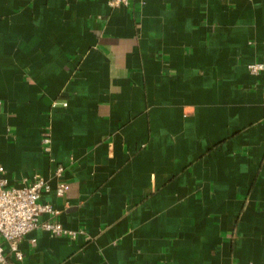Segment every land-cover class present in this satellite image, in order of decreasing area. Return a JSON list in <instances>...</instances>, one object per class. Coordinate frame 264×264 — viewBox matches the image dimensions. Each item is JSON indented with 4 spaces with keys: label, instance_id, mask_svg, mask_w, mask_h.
Returning a JSON list of instances; mask_svg holds the SVG:
<instances>
[{
    "label": "crops",
    "instance_id": "0c3cea01",
    "mask_svg": "<svg viewBox=\"0 0 264 264\" xmlns=\"http://www.w3.org/2000/svg\"><path fill=\"white\" fill-rule=\"evenodd\" d=\"M255 62L264 0H0L4 175L44 177L39 221L79 231L7 264H264Z\"/></svg>",
    "mask_w": 264,
    "mask_h": 264
},
{
    "label": "built area",
    "instance_id": "2783aa9c",
    "mask_svg": "<svg viewBox=\"0 0 264 264\" xmlns=\"http://www.w3.org/2000/svg\"><path fill=\"white\" fill-rule=\"evenodd\" d=\"M129 0H107L111 7L127 5ZM249 69L253 73L264 70L260 62L251 63ZM66 102H63V105ZM45 151L50 149V136L47 132L42 137ZM63 167H56L55 175L62 174ZM49 183L39 174H35L29 182L10 185L4 175V167L0 163V263L7 264L5 246L16 259L22 258L19 241L23 235L36 227H42L56 235L74 238L79 231L63 227L56 219L39 221V214L47 212L53 216L58 212L50 202L43 200L41 194L49 190ZM65 184L59 181L56 194L62 195ZM252 264V263H247Z\"/></svg>",
    "mask_w": 264,
    "mask_h": 264
}]
</instances>
